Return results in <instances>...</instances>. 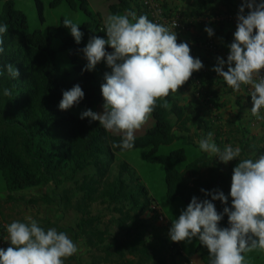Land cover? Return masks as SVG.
I'll use <instances>...</instances> for the list:
<instances>
[{
	"label": "trees",
	"instance_id": "trees-1",
	"mask_svg": "<svg viewBox=\"0 0 264 264\" xmlns=\"http://www.w3.org/2000/svg\"><path fill=\"white\" fill-rule=\"evenodd\" d=\"M62 1L73 10L89 14L87 0H54L51 6L56 7ZM186 1L191 4L197 0ZM134 2L140 15H146L155 23L147 7L137 0ZM121 3L124 9L130 4L124 0ZM0 4V25L8 26V32L0 34L4 40V51L0 53V71H4L0 76V172L7 194L11 196L15 191L48 184L59 187L73 181L76 188L64 189L60 202L66 210L80 215L75 235L92 251V264H167L172 253L180 254L178 243L171 241L169 233L157 224L158 210L152 208L148 189L127 162L117 164V155L148 149L146 158L164 168L167 202L180 199L188 205L195 196L198 200H211L217 212L223 213L225 206L231 207L233 168L239 160L257 159L247 153L250 145H240L241 154L230 161L228 170L219 159L215 161L206 152L192 161H188L183 148L160 155L162 146L182 141L175 128L176 131L188 130L186 125L191 121L184 108L168 104V96L157 100L151 114L154 126L145 135L135 138L132 149L113 147V142L120 143L123 136L111 135L99 121L76 118L71 113L78 105L93 107L103 100L101 85L96 84L93 73L83 71L85 65L79 57L88 35L91 38L106 35L104 26L97 22L96 25L83 23L79 26L83 36L77 44L63 26V20L45 33L31 31L26 15L16 9L15 0H0ZM36 4L44 22V3L36 0ZM120 9L124 10L121 6ZM54 39L61 41V50L68 51L78 78L72 79L69 71L58 65ZM8 63L19 70L17 79L8 76L4 67ZM75 85L83 90V99L66 111L60 110L63 92ZM6 87L12 92L9 97L3 94ZM90 169L94 173L85 174ZM81 174L84 175L80 183L77 178ZM201 189L209 193L223 192L228 196V204L212 200L211 195L206 196ZM98 203L113 206L119 214L111 219L119 234H111L109 226L100 228V216L92 213V206ZM153 213L149 221L146 215ZM219 227H229L227 215L223 216ZM203 247L199 243L198 250ZM98 253L104 256L98 257Z\"/></svg>",
	"mask_w": 264,
	"mask_h": 264
},
{
	"label": "clouds",
	"instance_id": "clouds-1",
	"mask_svg": "<svg viewBox=\"0 0 264 264\" xmlns=\"http://www.w3.org/2000/svg\"><path fill=\"white\" fill-rule=\"evenodd\" d=\"M63 26L79 44L83 36L80 25L66 18ZM104 30L107 39L93 36L82 49L87 60L83 71H93L101 61L111 69L104 74L105 82L101 85L103 112L88 109L80 118L99 121L105 130L123 133L121 142H113L112 146L130 150L134 147L136 131L147 122L157 100L176 93L204 65L190 54L188 43L177 42L175 31L150 21L146 15L137 17L131 10L109 15ZM205 31L209 37L214 35L209 27ZM7 32L8 26L0 25V34ZM3 43L0 35V53L4 51ZM106 47L112 51L108 52ZM228 48L227 59L218 57L212 70L234 91H240L241 85H251V114L264 119L260 114L264 108V0L259 3L244 0L237 14L234 40ZM4 67L8 76L19 77V70L13 64ZM3 75L4 71H0V76ZM3 94L11 96V89L4 88ZM83 97V90L75 85L63 92L59 109L66 111ZM212 136L209 132L207 138L199 141L203 152L213 154L223 164L240 156L239 147L225 145L221 150ZM201 192L228 204V196L221 191L209 193L201 189ZM229 195L231 207L225 206L223 213L217 212L211 200L193 196L187 208L172 220L171 241L190 243L198 238L208 250L209 264H246L244 253L257 249L264 252V154L255 160H239L233 168ZM224 215L228 217L229 227L221 228L219 223ZM26 221L7 225L10 246L0 249V264H65V259L78 251L65 232H57L55 228L45 231L31 216Z\"/></svg>",
	"mask_w": 264,
	"mask_h": 264
},
{
	"label": "rangeland",
	"instance_id": "rangeland-1",
	"mask_svg": "<svg viewBox=\"0 0 264 264\" xmlns=\"http://www.w3.org/2000/svg\"><path fill=\"white\" fill-rule=\"evenodd\" d=\"M41 1L44 3V22L40 19L36 0H15L16 9L26 15L31 31L41 30L45 33L47 30L59 26L61 21L66 18L71 19L80 26L85 22H90L92 25H96L95 23L97 22L104 26V21L109 15L124 14V10L120 9L119 6L120 0H87L89 14L85 11L73 10L66 1H62L56 7L51 6L54 0ZM139 4H141L140 0ZM118 9L120 10L118 11ZM1 11L2 4H0V13ZM88 37L87 43L91 38L90 35H88ZM100 37L107 39L106 35ZM61 45L59 39L53 40V49L56 51L58 65L68 70L72 79L78 78L79 73L71 63L68 57V51L61 50ZM106 50L112 51L110 47H106ZM79 58L84 65L87 64V60L83 53ZM110 71L111 69L107 67L106 62L101 61L97 64L96 68L90 72L95 76L96 84L102 85L105 82L104 74ZM103 104L104 100L93 107L78 105L71 110V113L76 118H80L81 113L88 109L100 113L103 112ZM154 123V118L150 116L141 129L136 131L135 138L145 135L148 129L154 126ZM110 134L123 136V133L110 132ZM192 140L196 142L195 139ZM180 148L186 151L188 161L195 160L203 152L198 146L195 148V146L188 141H178L170 145L162 146L159 154L167 155L171 151ZM147 152L148 149L126 151L117 155L116 162L117 164L127 162L136 172L141 183L150 193L153 200L152 208L155 207L156 211L158 210L159 216L156 221L157 224L164 228L166 233H169L172 220L177 219L181 211L185 210L188 205L180 199L173 203L167 202L164 168L161 164L149 161L146 158ZM229 165L230 162L224 164V169L228 170ZM115 169L117 170V165H115ZM92 173L94 172L90 169L85 174ZM83 175L81 174L77 178L80 183L82 182ZM4 184V179L0 172V249H7V247L10 246L7 225L13 221L27 222L26 217L31 216L45 231L50 228H55L57 232H65L77 245L78 251L71 256V260L65 259V264H92V251L83 239L75 235L76 224L80 215L75 211L66 210L64 205L60 202V195L63 193L64 189L76 188L75 182H66L59 187L48 184L46 186L26 188L24 190L15 191L11 196H9L4 189ZM46 197L48 198L46 199ZM92 213L93 215L100 216V228L104 229L106 226H109L111 234H119L117 225L111 223L113 217L119 216V214L115 212L113 206L98 203L92 206ZM153 215L154 213L148 216L146 215V217H148L150 221V217ZM198 245V238H193L190 243L178 242L179 249L181 250V257L183 260L191 262V264H209L207 248L203 247L201 250H198ZM103 256V254L98 253V257ZM244 256L246 264H264V252L259 249L247 252Z\"/></svg>",
	"mask_w": 264,
	"mask_h": 264
},
{
	"label": "crops",
	"instance_id": "crops-1",
	"mask_svg": "<svg viewBox=\"0 0 264 264\" xmlns=\"http://www.w3.org/2000/svg\"><path fill=\"white\" fill-rule=\"evenodd\" d=\"M124 1L130 3L124 9L120 0L119 5L124 13L133 9L139 17L141 13L135 7V0ZM157 1L165 14L170 11L179 15L182 28L169 29L176 32L178 43L189 44L190 54L199 58L204 65L201 70L193 72L176 93H170L168 97L170 106L184 108L186 115L191 117L186 125L188 130H175V133L182 141H192L196 144L195 148L199 147L201 139L207 138V134L212 132V140L221 150L225 145L241 149L240 145L249 144L247 153L251 158L264 154V119H257L251 114L253 104L248 92L251 85H241L240 91H234L212 70L217 65L218 57L227 59L228 45L234 40L237 14L244 0H197L191 4L186 0ZM247 12L245 8V14ZM206 27L213 30V36L209 37ZM224 70H227V65ZM207 154L218 160L213 154ZM177 250L180 254L177 251L172 253L167 264H189L181 257L179 246Z\"/></svg>",
	"mask_w": 264,
	"mask_h": 264
},
{
	"label": "built area",
	"instance_id": "built-area-1",
	"mask_svg": "<svg viewBox=\"0 0 264 264\" xmlns=\"http://www.w3.org/2000/svg\"><path fill=\"white\" fill-rule=\"evenodd\" d=\"M142 4L143 6L147 7L155 23L165 25L171 29L182 28V23L179 15L174 14V12H170V11H168V13L165 14L157 0H142ZM256 79L258 81V78ZM250 90L251 87L248 90L249 93ZM260 111L264 113V108H262ZM189 264H191V262Z\"/></svg>",
	"mask_w": 264,
	"mask_h": 264
}]
</instances>
